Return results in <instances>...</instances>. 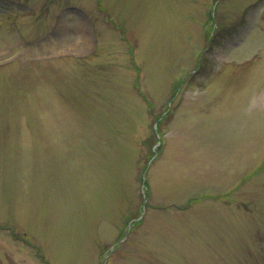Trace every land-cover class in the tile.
<instances>
[{"label":"rangeland","instance_id":"obj_1","mask_svg":"<svg viewBox=\"0 0 264 264\" xmlns=\"http://www.w3.org/2000/svg\"><path fill=\"white\" fill-rule=\"evenodd\" d=\"M0 264H264V0H0Z\"/></svg>","mask_w":264,"mask_h":264}]
</instances>
